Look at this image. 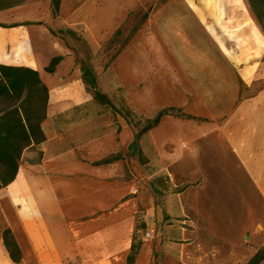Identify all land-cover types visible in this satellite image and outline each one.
<instances>
[{
  "label": "crops",
  "instance_id": "0c3cea01",
  "mask_svg": "<svg viewBox=\"0 0 264 264\" xmlns=\"http://www.w3.org/2000/svg\"><path fill=\"white\" fill-rule=\"evenodd\" d=\"M136 4L98 0L97 10L115 23ZM23 9L6 11L12 24L0 21L19 25L0 28V65L39 72L49 90L46 140L25 150L22 160L35 161L21 162L16 179L0 189V219L22 256L27 245L37 264H127L137 204L122 158L132 154L137 131L120 112L115 129L113 114L85 109L97 103L73 64L65 78L69 59L53 75L42 72L54 57L42 56L40 27L21 26ZM146 30L115 60L113 105L147 120L170 110L139 141L173 188L188 185L168 205L183 226L177 254L167 252L162 264H248L264 250L263 28L248 0H166L150 11ZM138 39L150 47L141 62L131 61L127 80L118 63ZM196 180L199 186L190 185ZM0 264H15L1 232Z\"/></svg>",
  "mask_w": 264,
  "mask_h": 264
},
{
  "label": "rangeland",
  "instance_id": "374dc122",
  "mask_svg": "<svg viewBox=\"0 0 264 264\" xmlns=\"http://www.w3.org/2000/svg\"><path fill=\"white\" fill-rule=\"evenodd\" d=\"M12 1L15 0H0V21H6L8 25L13 22L6 14L10 8L5 9V7ZM164 1L166 0H137L136 5L126 9L123 20L115 23L108 13L99 15L98 0H26L22 11L27 18L25 23L28 24V28L40 27L38 30L43 31L41 33L42 56L48 58L53 55V57H62V60L69 59L62 72L65 78L73 64L72 73L76 71L81 79L83 75L86 76L90 89L107 95L113 103L120 89L114 78L116 58L128 46L130 38L137 31L142 29L140 33H148L146 23L149 13ZM98 28L103 31L96 32ZM46 29L50 30V33L46 32ZM117 30L120 34L115 36ZM147 47H150L147 41L138 39L132 44V49L122 56L118 65L127 80L130 76L131 61L135 65L141 62V59L145 58L144 53ZM120 98L122 99L121 93ZM96 103V107L85 109L104 112L107 119L110 114H113L111 122L116 129L119 125L115 112L120 109L125 111V106L118 102V108L112 109L108 105ZM86 118H89V115ZM134 120L138 124L137 131L148 121L140 116H134ZM139 147L145 163H141L139 159L136 161V153L133 151L127 158H122L124 178L127 180L131 178L136 183L134 196L136 198L134 203L137 204L136 226L140 228L143 223L146 225L145 228H140L139 231L135 229L133 232L132 238L136 237L142 243L135 264H162L167 252L177 254L175 244L181 243L179 229L183 226L180 222L183 217L178 215L177 209H174L172 213L168 212V205L177 203L173 198L176 189L172 187L169 178L160 171V166L149 164L145 155L146 150L142 149L141 144ZM31 157L26 156L25 159H21V162H34L35 159ZM116 158L117 155H114L109 160ZM200 183L201 180H196L190 185L197 187ZM6 211L10 221L16 223L14 210L8 208ZM0 229L1 234L7 229L11 230L8 228L6 219L4 221L0 219ZM11 232L16 240L15 234L12 230ZM147 233L150 237L146 240ZM198 235L201 234L198 233ZM24 248L26 256L25 258L22 256L20 264H37L31 249L27 245ZM198 249L203 250L202 256L208 255L206 247L200 246Z\"/></svg>",
  "mask_w": 264,
  "mask_h": 264
},
{
  "label": "trees",
  "instance_id": "16d2710c",
  "mask_svg": "<svg viewBox=\"0 0 264 264\" xmlns=\"http://www.w3.org/2000/svg\"><path fill=\"white\" fill-rule=\"evenodd\" d=\"M248 1L264 31V0ZM25 2L26 0L12 1L5 9L21 6ZM27 25V23L21 24V26ZM16 26L19 25L7 26L0 23V28ZM119 34V30H117L115 36ZM61 61L62 57L60 56L52 58L45 68V72L53 75ZM81 80L86 92L93 97L94 101L115 109L107 95L90 89V83L86 76L83 75ZM48 101L49 90L38 71L27 67L0 65V189L7 187L16 179L25 150L46 140L41 124L46 118ZM169 111V109L159 111L153 119L148 120L138 131V124L134 120L136 115L128 107H125V111L122 109L116 111L122 113L129 124L137 131L131 150L138 154L141 163L146 162L139 147L141 137L155 129ZM187 187L188 185H184L176 189L175 192L181 193ZM145 227L146 225L143 223L140 228ZM140 228L137 227V231ZM2 239L11 261L20 264L22 252L11 230H5ZM141 247L142 243L136 237H133L126 261L127 264L136 263ZM263 256L264 250L260 251L248 264H259Z\"/></svg>",
  "mask_w": 264,
  "mask_h": 264
},
{
  "label": "built area",
  "instance_id": "2783aa9c",
  "mask_svg": "<svg viewBox=\"0 0 264 264\" xmlns=\"http://www.w3.org/2000/svg\"><path fill=\"white\" fill-rule=\"evenodd\" d=\"M145 237H146V240H147L150 237V234L147 233Z\"/></svg>",
  "mask_w": 264,
  "mask_h": 264
},
{
  "label": "bare ground",
  "instance_id": "6f19581e",
  "mask_svg": "<svg viewBox=\"0 0 264 264\" xmlns=\"http://www.w3.org/2000/svg\"><path fill=\"white\" fill-rule=\"evenodd\" d=\"M16 55L19 54V53H15ZM171 173V172H170Z\"/></svg>",
  "mask_w": 264,
  "mask_h": 264
}]
</instances>
